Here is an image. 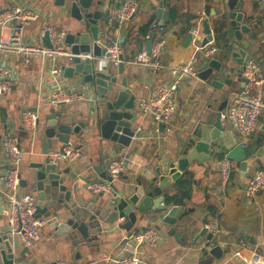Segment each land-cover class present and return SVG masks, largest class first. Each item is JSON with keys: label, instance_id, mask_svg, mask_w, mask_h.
Listing matches in <instances>:
<instances>
[{"label": "crops", "instance_id": "1", "mask_svg": "<svg viewBox=\"0 0 264 264\" xmlns=\"http://www.w3.org/2000/svg\"><path fill=\"white\" fill-rule=\"evenodd\" d=\"M55 0H0V8H8L13 4H20L41 12L47 20L64 29V22L59 15V9L54 4ZM100 1V10H109L117 7L123 0H94ZM137 9L133 16L126 20H118L111 15L97 21L101 28L100 38L107 39L109 43L115 39H121V72L117 73V81L125 77L128 85L134 87L136 94L135 120L132 128L135 129V136L132 137L128 146L101 139L95 132L89 136L84 135L79 139H72L73 144H81V155L74 163L63 160L75 175L77 185L82 194L90 195L87 184L90 181H107L101 174H107L105 166L107 160L111 161L120 157L122 151L128 158L126 167L120 176L113 179L114 187L121 189L126 180L139 173L145 166H150L155 154L160 149H167V144L172 142L176 135L194 128L197 123L203 122L208 115L214 114L217 107L225 100L224 108L230 102V92L240 88L235 75L230 72L231 83L223 84L221 88L212 86L209 80H202L200 77L189 81H182L176 91V112L172 120L159 128L148 114H143L137 106L139 98L147 97L153 88L158 84L170 80V68L190 58L193 47L189 41L188 47L182 45L183 38L193 26L200 28V39L202 37L200 23L203 18L211 27L213 39L209 45L216 46L217 50L213 55L221 66L228 68L235 67L233 58L228 57L227 48L224 46L231 39L222 34L225 25L215 24V19L224 12L223 0H136ZM241 8L250 15H261L264 19V10L255 0H240ZM163 8L173 9V18L167 23H159L160 18L156 15V8L159 3ZM213 13V14H212ZM156 22L164 26L163 32L151 28V23ZM37 22L30 21L24 27V36L27 42H43L37 35ZM65 30V29H64ZM8 34L7 28H0V36ZM158 36L164 39V47L161 58L162 66L157 72L135 65L132 60L137 53L145 49V43ZM243 41L246 44V51L258 65L256 80L252 90L261 94L264 98V36L259 28L251 29L249 33L243 34ZM150 44V47H151ZM141 46V50L138 47ZM68 53L59 56L55 65L59 68L65 64ZM99 61V59H98ZM202 60L196 62L200 66ZM120 63V64H121ZM4 64L8 66L9 75L13 80L11 92L8 96L0 95V102L6 107L7 117L13 120V125L8 127L7 133L18 136L23 156L20 164L21 191L36 193L30 188V164L45 157L43 143V129L45 124L44 116L48 112L64 110L79 119L80 113L87 114L95 109V105L101 102L98 94L90 84L83 82L82 78L74 75L72 78L65 77L61 73L58 76L50 74L52 62L49 59L39 56L31 57L28 63H23L21 56L10 54L4 58ZM105 71L117 72L118 66L107 64ZM213 74H216L213 71ZM59 79L63 83L75 88H82L92 96L90 103L86 101H75L70 103L49 104L48 93L50 83ZM102 105V104H100ZM23 108H29L37 113V124L35 130L29 131L24 128L21 118ZM223 108V109H224ZM221 119V118H220ZM224 137L223 140L236 143H251L258 139L261 128H264V112L258 119V128L249 136L241 135L227 119H221ZM1 133V128H0ZM5 134L0 136V175L6 166L3 140ZM59 143H53L52 150L58 148ZM218 153H215L210 160L203 163L191 162L184 172L167 188L168 194L173 195L177 190V181L183 175H190L191 186L189 195L184 199L181 206L180 216L174 224H167L159 219L154 220L147 215L138 222L136 230L147 225H155L160 233L161 239L150 248L142 246L141 251L145 260L152 264H262L264 259V189L253 197L244 195L243 189L255 168L264 167V133L263 153L261 156L246 158V168L240 173L239 164L232 162V176L226 182L221 180L219 161L226 157L224 143L220 144ZM48 150L47 155L52 151ZM221 155V157H219ZM80 193V192H79ZM37 198V196H36ZM0 234L7 233L6 216L4 213L5 201L0 192ZM37 204L40 202L37 200ZM209 206L214 209V214L209 211ZM37 215V214H36ZM37 216L43 217L42 214ZM47 220L46 218H44ZM213 220L219 231L210 235L208 232L199 234L205 220ZM120 220V219H119ZM101 233L100 241L85 243L75 241L68 236L52 239L49 235L50 228L47 221L41 228L40 239L32 246L26 247L21 261L16 264H44L46 261L57 260L61 262L75 261L77 264H112L108 256H120L127 250L128 244L121 242V238L127 235L126 231L117 228ZM173 228V229H172ZM172 229V231H171ZM176 233V234H175ZM22 250L21 240L14 241ZM215 250L217 255L211 253ZM76 254L79 258L75 259ZM258 260L249 263L250 260ZM1 264V261H0Z\"/></svg>", "mask_w": 264, "mask_h": 264}, {"label": "water", "instance_id": "2", "mask_svg": "<svg viewBox=\"0 0 264 264\" xmlns=\"http://www.w3.org/2000/svg\"><path fill=\"white\" fill-rule=\"evenodd\" d=\"M54 4L59 9L61 20L65 21L64 42L70 53L66 63L60 65V73L69 78L74 75L82 78L83 82L90 84L100 94L101 102L87 114L80 113L79 119L66 112L63 107L44 116L45 141L42 153L45 157L30 164L32 168L30 188L40 202L36 205L35 212L47 219L52 239L68 236L75 244L79 243L78 241L90 244L100 241L99 235L112 229L103 227V224L126 231L127 235H130L136 230L138 222L144 215L172 225L180 216L182 207L173 203L170 199L172 195L167 193V188L191 162L203 163L210 160L218 153L219 145L224 143L227 146L226 158L236 161L240 173H243L246 158L262 155L264 128H261L257 140L244 146L241 143L225 144L220 119V112L225 105L223 100L214 114L208 115L205 121L197 123L194 128L176 135L173 141L167 144V149H160L155 154L150 166L142 168L132 180H126L121 189L113 186V180L108 175L101 174L109 183V188L98 192L89 189L90 195L82 194L72 169L64 165L63 161L50 160L47 156L48 150L53 149V143H59L61 148L64 144L72 143V139L89 136L94 132L101 139L128 146L135 136V129L131 124L136 117V113L132 111L135 108L136 94L133 91L134 87L127 84L125 77H120L119 82L117 81L116 74L121 72L122 63L118 65L117 72L105 71V66L99 65V57L108 54L106 45L109 41L100 38L102 30L97 21L101 16L105 18L109 10L102 12L100 1L94 0H55ZM223 4L224 12L215 19V24H226L222 34L231 40L224 46L227 48L228 57L234 59L236 66L232 68H228L227 65L221 66L216 58L210 57L202 60L197 67L198 77L209 80L212 86L221 88L223 84L231 83L229 73L232 72L242 87L246 83L242 71L250 59L243 34L259 28L264 36V19L261 15L247 14L241 8L240 0H223ZM173 11L163 8L160 2L156 8L159 23H167L169 18H173ZM200 27L202 37L199 43L200 46H204L213 39L207 18L201 20ZM190 39L191 33L188 31L182 45L188 47ZM42 40L44 44L50 45L47 33ZM115 41L121 43L120 38ZM150 44V41L145 43L147 51ZM138 50H141V46ZM88 53L91 54L90 58L84 56ZM213 71L216 74H213ZM12 125L13 120L7 117L6 107L0 102V136ZM158 126L164 128L165 123L158 122ZM80 146L81 144L77 147ZM109 163V160L105 162L106 168ZM20 184L24 185L25 182ZM205 232L206 229L203 227L199 234ZM16 247L18 248L6 232L0 234L1 264H16L21 261L27 246L18 251ZM211 253L217 255L215 250ZM78 258L79 254H76L75 259ZM44 264L77 263L74 260L71 262L50 260Z\"/></svg>", "mask_w": 264, "mask_h": 264}, {"label": "built area", "instance_id": "3", "mask_svg": "<svg viewBox=\"0 0 264 264\" xmlns=\"http://www.w3.org/2000/svg\"><path fill=\"white\" fill-rule=\"evenodd\" d=\"M264 10V0H255ZM137 9L136 0H123L120 5L109 9L111 15L118 20L128 19ZM37 22V35L42 40L47 33L50 45L43 42L30 43L25 40L24 27L30 22ZM0 28H7L8 34L0 36V95L8 96L11 92L13 80L9 75L8 66L4 64V58L10 54L21 56L23 63H28L33 56L49 59L52 62L50 74L58 76L60 69L55 65L57 58L67 54L64 42L65 30L51 24L39 11L30 7L13 4L8 8H0ZM151 28L158 32L164 31V26L156 22L151 23ZM192 53L188 60L178 63L170 68L172 78L155 86L151 93L144 98H139L137 106L144 114H148L155 122L168 123L176 112L175 94L182 81H189L198 75L196 62L213 57L217 47L206 44L200 46V28H190ZM43 41V40H42ZM164 47V39L160 36L154 38L149 51L141 50L137 53L132 63L143 66L152 72H157L161 66V58ZM107 55L99 57V65L111 64L118 66L121 63L122 48L119 43L111 42L106 45ZM70 55V53H69ZM85 57H91L88 53ZM258 65L253 60L245 63L242 75L246 83L230 92V102L221 110L220 118L229 120L233 127L244 137L249 136L258 128V119L264 112V98L261 94L254 92L252 86L256 80ZM92 96L82 88H75L55 79L50 83L48 93L49 104L70 103L75 101H86L90 103ZM22 123L25 129L35 130L37 124V113L29 108L21 111ZM6 166L0 175V192L5 201L4 213L6 216L7 234L12 241L16 238L21 240L22 245L32 246L41 235V228L46 220L36 215L37 198L33 192L20 190V164L23 156L19 138L13 133L5 134L2 142ZM243 146L246 143H241ZM120 157L110 161L107 174L111 180L115 179L126 167L128 158L120 151ZM81 155L80 149L73 143L64 144L61 148L52 150L47 156L52 161L76 162ZM220 176L223 182L229 178L232 162L223 157L219 161ZM87 187L92 192H98L109 188L107 181H90ZM264 189V167L255 168L248 178L243 192L247 197H253ZM203 227L210 235L219 231L217 224L207 219ZM161 239V233L155 225L133 231L130 235L123 237V242L128 244L127 250L120 256H108L112 264H152L145 260L141 251L142 246L150 248ZM250 260L249 263H254ZM264 264V259L261 260Z\"/></svg>", "mask_w": 264, "mask_h": 264}, {"label": "trees", "instance_id": "4", "mask_svg": "<svg viewBox=\"0 0 264 264\" xmlns=\"http://www.w3.org/2000/svg\"><path fill=\"white\" fill-rule=\"evenodd\" d=\"M215 43H216V46H217L218 40ZM219 157H221V155H219ZM232 172H233V170H232V167H231L228 179H230V177L232 176ZM177 182H178L177 183V190L171 196L170 199L173 201V203L182 205V204H184V199L186 197H188V195H189V189H190L192 181H191L190 175H188V174L186 175L185 174V175L181 176L178 179ZM209 207H210L209 211L214 214L215 213L214 209L211 206H209Z\"/></svg>", "mask_w": 264, "mask_h": 264}]
</instances>
